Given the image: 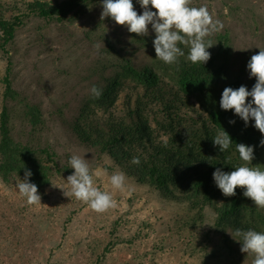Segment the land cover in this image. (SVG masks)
Masks as SVG:
<instances>
[{"label": "rangeland", "instance_id": "obj_1", "mask_svg": "<svg viewBox=\"0 0 264 264\" xmlns=\"http://www.w3.org/2000/svg\"><path fill=\"white\" fill-rule=\"evenodd\" d=\"M4 1L24 8L32 0ZM132 2L142 14L138 0ZM202 5L224 25L205 38L214 44L207 51L216 49L217 37L226 34L230 74H239L242 85L251 89L255 77L250 78L247 62L264 48V0H191L189 6ZM149 8L156 11L151 5ZM102 11L101 0H91L86 13L74 22L28 15L8 49L9 76L19 93L17 99L3 98L6 60L0 57V111L4 104L10 110L15 139L47 147L55 153L58 166L70 167L72 155L84 156L95 186L110 192L116 207L97 213L75 196L66 197L60 187L70 191V174L55 173L51 184L38 191L41 203L36 205H28L19 193L15 181L20 179L5 183L0 178V264H95L102 253L98 264H252L253 254L239 251L229 257L222 250L220 235L211 228L214 214L210 210L205 209V220L195 229L197 237L209 233L199 249L193 240L188 241L193 238L188 225L178 222L183 215L181 205L164 200L156 190L126 175L125 188H114L110 177L122 171L72 132L71 121L91 96V87L104 85L121 56H129L137 66L158 60L151 25L147 36H139L111 17L101 19ZM70 15L68 12L66 17ZM19 99L41 110L43 122L38 129L31 130L23 119ZM230 233L227 230L233 240L231 247L238 249L240 244ZM109 242L114 243L105 250Z\"/></svg>", "mask_w": 264, "mask_h": 264}, {"label": "trees", "instance_id": "obj_2", "mask_svg": "<svg viewBox=\"0 0 264 264\" xmlns=\"http://www.w3.org/2000/svg\"><path fill=\"white\" fill-rule=\"evenodd\" d=\"M90 1L32 0L23 8L17 2L0 0V57L6 60L2 78L4 99L19 98L9 76L12 62L8 49L24 19L35 15L47 21L74 22L86 13ZM68 12L71 15L67 18ZM108 47L111 48L109 43ZM179 47L184 56L172 64L158 59L155 64L137 66L129 56H121L113 74L98 87L103 90L100 98L89 96L70 128L82 144L107 155L137 184L146 185L164 200L181 205L183 215L178 222L188 225L193 237L188 241L193 240L199 249H203L209 233L197 237L195 229L204 222L205 209L210 210L214 214L211 228L219 233L222 250L233 257L240 251L241 242L238 241V249L232 248L233 240L226 235L227 230L237 240L241 239L235 235L237 229L264 232V208H258L245 197V189L240 187L235 196H224L212 173L217 167L230 172L246 163L236 149L239 143L254 145V159L247 166L264 170V146H260L264 135L254 127V120L250 119L246 126L234 110L220 108L223 89H237L242 85L239 74H230L228 36L217 37V48L209 51L211 57L205 64L192 63L187 58L189 48L182 44ZM20 101L23 119L31 130L38 129L43 122L41 110L24 99ZM9 111L6 104L0 111V178L3 182L8 183L13 178L22 180L27 168L32 172L30 182L41 191L51 184L55 173L74 172L67 165L58 166L55 153L47 147L35 146L31 140L15 139ZM229 120L235 123L230 124ZM224 130L230 135L231 144L220 152L218 146H213V138ZM132 157H139L140 164H132ZM113 243H107L105 250Z\"/></svg>", "mask_w": 264, "mask_h": 264}, {"label": "clouds", "instance_id": "obj_3", "mask_svg": "<svg viewBox=\"0 0 264 264\" xmlns=\"http://www.w3.org/2000/svg\"><path fill=\"white\" fill-rule=\"evenodd\" d=\"M103 11L101 19L111 17L117 24L127 26L130 33L139 36L149 34V25L155 32L153 45L156 58L166 64L177 62L178 57L184 56L179 45L189 48L188 60L192 63L203 62L205 64L211 57L207 49L214 44L205 38L223 29L224 25L219 19H213L208 7H190L191 0H138L143 9L138 14L134 9L132 0H101ZM154 8L152 11L149 8ZM94 47L99 51L100 45ZM257 54H253L247 62L249 75L255 77V83L251 90L245 85L237 89L225 87L223 89L219 104L223 110H234L247 126L250 119L254 120V127L264 135V48H259ZM102 89L93 85L90 93L93 98H100ZM251 97V100H247ZM234 124L235 120H229ZM231 144V138L227 131H219L213 138V146L219 148L220 152L225 151ZM260 146H264V138L260 140ZM236 149L242 161V166L234 167L233 171L225 172L217 167L212 173L216 186L226 197L236 195L237 187L245 189L243 195L250 198L258 208H264V170L256 167H249L254 159V146L244 143L236 144ZM131 163L140 164L139 157H132ZM69 165L74 172L67 177L70 191L63 189V194L71 198L87 203L90 208L103 213L110 208L116 207V201L108 191H101L95 186L93 175L90 173L89 165L80 155H72ZM31 170L25 168L22 180H16L15 184L19 193L26 199L28 205L41 203V196L35 183L30 182ZM126 176L123 172L117 171L110 177L111 185L123 190L125 188ZM207 224V223H205ZM210 225V224H208ZM212 226V225H211ZM232 236L233 234L230 233ZM236 236L241 237L242 253L253 254L252 264H264V232H257L254 229H237Z\"/></svg>", "mask_w": 264, "mask_h": 264}]
</instances>
